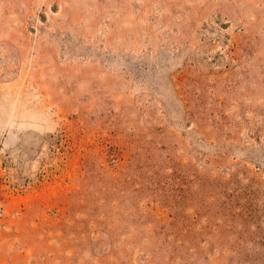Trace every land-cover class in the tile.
Returning <instances> with one entry per match:
<instances>
[{
	"label": "rangeland",
	"instance_id": "obj_1",
	"mask_svg": "<svg viewBox=\"0 0 264 264\" xmlns=\"http://www.w3.org/2000/svg\"><path fill=\"white\" fill-rule=\"evenodd\" d=\"M0 264H264V0H0Z\"/></svg>",
	"mask_w": 264,
	"mask_h": 264
}]
</instances>
